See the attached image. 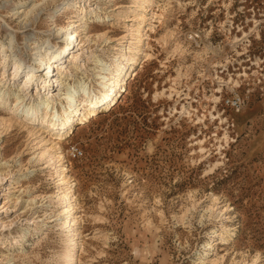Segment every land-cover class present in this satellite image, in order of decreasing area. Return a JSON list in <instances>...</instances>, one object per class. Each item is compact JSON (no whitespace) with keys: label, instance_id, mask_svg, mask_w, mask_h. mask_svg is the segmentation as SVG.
Masks as SVG:
<instances>
[{"label":"rangeland","instance_id":"374dc122","mask_svg":"<svg viewBox=\"0 0 264 264\" xmlns=\"http://www.w3.org/2000/svg\"><path fill=\"white\" fill-rule=\"evenodd\" d=\"M78 1L103 19L77 27L88 53L127 83L62 137L0 106V264H66L72 244V264H264V0ZM35 2L0 0V44L15 33L27 62L24 31L64 48L69 16L63 0L15 14Z\"/></svg>","mask_w":264,"mask_h":264},{"label":"bare ground","instance_id":"6f19581e","mask_svg":"<svg viewBox=\"0 0 264 264\" xmlns=\"http://www.w3.org/2000/svg\"><path fill=\"white\" fill-rule=\"evenodd\" d=\"M9 1L10 3L14 2V0ZM37 1L30 8H23L15 14L18 13L20 17L23 15L22 19L28 20L31 18L30 16L33 11H36L35 13L37 14L38 7H41L39 9L41 10L43 8L42 5L48 4L49 1L55 2L56 0ZM63 1L68 6L66 8L63 5L62 8L65 7L67 9L69 16H67L66 24L58 26L59 30L57 33L60 34V37L65 34L61 38V42L62 40L65 41V45H62L64 48L60 45L50 44L49 38H45L40 44L31 42V39L36 41V36L33 33H27L28 29H26V26H23L26 29L24 31V40L30 46V49H32V53H30L31 57L28 58L29 62L23 59L21 54L17 52L18 50L13 46L15 33L11 32L8 34L11 37L7 42H4L7 44L6 46H4V43L0 44V106L7 105L12 111L19 110L20 118L37 121L41 128L45 129L44 131H56L58 137L64 136L72 127L73 122L77 121L76 124L82 125L85 122H89L91 118H94L97 115L96 111L110 109L116 104L118 97L121 95L117 93L118 85L120 83L126 85L127 83L121 77L126 68L124 61L118 58L106 59L107 61L101 65L97 55L95 53L89 54L87 51L85 42L89 39V35H85V39L82 40L79 37L80 34L77 33V27H85L87 24L86 13L101 20L100 14L90 7L91 4H88L89 10L86 11L83 7L79 8L80 4H78V0ZM19 3L22 4L21 1ZM36 16L32 18L34 19ZM69 30H72V32L69 33ZM102 33L96 35L97 40L102 39V37L104 38ZM68 40L72 44L78 45L80 43L79 47L70 48ZM85 51L87 54L84 55ZM61 53L69 55L66 58L67 62L65 65L62 63L64 55H61ZM83 55L85 56V60L82 58ZM89 59L93 62V65L90 64V68L85 65V62ZM86 71H89L90 77L87 76ZM79 74H85L87 81ZM9 97H11V103L8 104L7 100ZM54 140H51L53 147L59 148V141L56 137H54ZM199 150H202V148ZM46 151L47 149L43 148L39 153ZM61 174L63 173L61 172L58 175ZM59 179L64 180L65 177L61 176ZM70 192L68 188L60 190L57 200L63 201L65 206L63 211L67 214L62 217L64 220L59 221V224L64 225L68 223L69 228L72 229L76 226L78 218L75 215L74 200H68ZM72 245L64 248L63 260L66 264H72L74 261L75 244Z\"/></svg>","mask_w":264,"mask_h":264},{"label":"built area","instance_id":"2783aa9c","mask_svg":"<svg viewBox=\"0 0 264 264\" xmlns=\"http://www.w3.org/2000/svg\"><path fill=\"white\" fill-rule=\"evenodd\" d=\"M61 55H64L65 56V53H61ZM50 70V68H49ZM231 105L233 106H237L239 104V100L238 99H233L230 101Z\"/></svg>","mask_w":264,"mask_h":264}]
</instances>
